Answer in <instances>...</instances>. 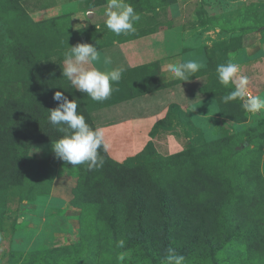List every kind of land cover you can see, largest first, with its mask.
I'll list each match as a JSON object with an SVG mask.
<instances>
[{"label":"rangeland","instance_id":"rangeland-1","mask_svg":"<svg viewBox=\"0 0 264 264\" xmlns=\"http://www.w3.org/2000/svg\"><path fill=\"white\" fill-rule=\"evenodd\" d=\"M125 2L141 12L136 33L173 27L158 36L156 58L154 41L105 42L111 45L98 50L101 60L90 67L125 69L122 85H117L121 90L108 100L96 102L80 93L88 100L89 125L105 131L110 148L99 153L105 163L89 171L86 165L73 167L57 158L50 174L38 169L37 162L49 159L53 142L65 135L48 120L59 104L53 95H75L62 75L64 54L70 46L91 41L89 31L103 16L93 18L90 11L108 0H0V264H72L75 258L64 255L31 259L35 253L72 245L83 251L89 242L97 246L96 264H163L169 247L182 250L177 253L185 256V264H264V252H251L237 237L229 235L226 240H233L223 244L228 226L232 231L223 220L213 241L189 228L168 244L125 249V236L113 238L110 206L103 202L108 197L94 185L105 183L112 170L114 176L118 165L202 150L218 139L224 143L203 159L206 173H217L218 186L224 181L235 187L236 171L251 169L258 160L264 178V138L257 136L264 131V112L248 113L239 99L223 103L233 87L221 85L216 72L221 63H236L238 76L249 80L248 93L264 98V0H184L177 8L168 0ZM106 34V39L115 35ZM139 51L152 55L140 57ZM105 56L111 64H103ZM187 60L198 62L200 70L188 81L172 78L167 65ZM148 61L155 63L149 69L152 81L163 84L152 91L148 70L137 67ZM132 65L137 68L129 71ZM261 181L244 183L257 200L264 195ZM255 212L248 214L251 220ZM116 225L122 233L134 228L125 213L118 215ZM232 227L239 228L235 223ZM195 234L202 239L199 248L190 244ZM253 245H261L260 240Z\"/></svg>","mask_w":264,"mask_h":264},{"label":"trees","instance_id":"trees-1","mask_svg":"<svg viewBox=\"0 0 264 264\" xmlns=\"http://www.w3.org/2000/svg\"><path fill=\"white\" fill-rule=\"evenodd\" d=\"M134 28V33L115 34L113 39H106V33H109L110 30L105 23L101 24L100 29L91 28L90 31L83 29L82 32L89 31L91 37L89 43L98 48L106 44L105 42L123 41L142 35L139 34L140 32L136 33L137 27L134 26ZM145 31L153 32L154 29H146ZM85 42L87 41L85 40ZM154 64L149 63L138 67L148 70L147 80L150 82V86H148L150 91L163 86V84L152 81L149 74V69H153ZM131 70H136V68L129 69V71ZM123 83L125 84L124 81ZM118 84L122 85L120 82L113 85L117 91L121 90L120 87H122H118ZM69 90L75 95L70 93L73 97L67 96L68 99L77 102L78 114L83 115L88 124L91 123L86 96H82L81 92L75 89L79 92L77 93L71 86ZM257 136L264 138V131L259 132ZM221 143H224V140L218 139L207 142L202 150L191 149L138 165L121 164L117 166L115 175L112 177L113 170L111 171L105 183L97 181L94 185L108 197L103 202L110 206L109 210H111L112 216L110 224L112 225L113 238L118 241L125 236L129 242L124 246L125 249L141 243L157 246L161 242L165 244L172 242L177 234L182 235L191 228L200 233L204 232L206 238L213 241L214 234L221 224V220H223L224 223L229 222L232 228L230 231L228 226L223 237V244L227 242L225 246L237 237L236 241L245 243L247 248H251V252L253 250L264 252V201H260V199H264V195L257 200V197L252 196L244 185L248 179L264 180L260 176L258 166L260 160L251 169L244 168L236 171L235 187L232 186L231 188L230 182L224 181L218 186L217 173H206L207 167L203 163V159L214 153V148L222 145ZM26 159L31 160V158H27V153ZM60 161L63 162L61 159ZM57 162V157L53 153L49 159L37 162V168L52 174L57 168ZM23 163L25 165V162ZM221 180L223 179L221 178ZM259 186L263 189L264 181H261ZM255 210V214L250 216L252 217L251 220L248 214L251 215ZM210 212H213L214 216ZM238 212L244 213V215L242 217L237 216ZM123 213L126 214L127 219L134 227L125 233H122L119 226L116 225L118 215ZM247 220L252 221V223ZM233 223L239 226L237 230L233 229ZM229 235L233 236V239L227 241L226 238ZM256 239L260 240L261 245H253ZM201 240L195 234L190 240V244L193 245V248H199ZM86 244L83 251L79 245H72L65 248L48 249L45 251V255L35 253L31 261L34 263L40 257L64 255L75 258L72 264H96L97 246H94L92 242ZM206 244L207 241L205 240Z\"/></svg>","mask_w":264,"mask_h":264},{"label":"clouds","instance_id":"clouds-1","mask_svg":"<svg viewBox=\"0 0 264 264\" xmlns=\"http://www.w3.org/2000/svg\"><path fill=\"white\" fill-rule=\"evenodd\" d=\"M104 15L106 27L116 35L134 33V24L141 19L140 14L125 0H108ZM100 60L96 46L90 43H78L70 46L64 54L62 66V75L71 83L72 88L96 102H104L110 98L115 90L113 85L121 80L125 71L123 68L102 71L90 67ZM111 62L110 57L103 58L104 65ZM167 68L172 78L188 81L190 76H194L200 70L201 65L194 60H187L183 63H170ZM216 72L221 85L233 87L232 91L222 97L223 103L227 104L239 99L242 108L248 113L255 115L264 112V98L248 94L249 80L246 76H238L240 68L236 63L231 61L221 63L217 66ZM53 99L59 104L58 107L50 110L48 120L58 131L65 133L52 144L55 156L73 167L86 165L89 171L102 168L105 160L99 154L100 150L107 153L110 148L105 139L104 129L92 128L85 117L78 114L77 102L69 100L62 92H55ZM119 244L121 247L124 246L123 241ZM163 264H185V256L169 247Z\"/></svg>","mask_w":264,"mask_h":264},{"label":"crops","instance_id":"crops-1","mask_svg":"<svg viewBox=\"0 0 264 264\" xmlns=\"http://www.w3.org/2000/svg\"><path fill=\"white\" fill-rule=\"evenodd\" d=\"M168 3H171V5H173V7H175V5H179V4H184V0H172V1H168ZM107 7V4H103V5H99V6H96L92 11H90L91 13H92V17L94 18L95 16H98V17H100V16H103V19H101V21H99L100 22V24H99V26L97 27V29H100V26H101V24L102 23H105V20H106V16L104 15V12H105V8ZM178 7H180V6H178ZM175 8H177V7H175ZM140 14H141V12H140ZM172 16L174 17V15H173V13H172ZM172 27L173 26H171V27H167V28H164V29H156V30H154L153 32H147V33H145V34H142V35H140V36H136V37H134V38H130V39H125V40H123V41H118V40H114L116 43H119V44H123V45H128V43H130L131 41H136V40H139V41H143V42H145V43H148L149 41L150 42H152V41H154V43H155V47H153L152 49H153V55H154V58H156L155 56L157 55V52H158V48H157V46H158V44H157V39L159 38L158 36H161L162 34H166V33H162L163 32V30H170V29H172ZM168 32H173V31H168ZM143 42H142V44H143ZM150 44V43H149ZM111 44H108V45H105V44H103L102 46H99L98 48H97V50H99V49H102V48H105V47H108V46H110ZM151 45V44H150ZM171 48V46L170 45H168V46H166V47H164V50L163 49H160V51H162V53H165V52H167V50L168 49H170ZM105 51H102V53H104ZM141 51H139V55H140V57L141 56H145V57H147V56H150V54L152 55V52H148V53H140ZM156 60V59H155ZM152 62H153V60H151ZM151 61H148L147 63H145V64H149V63H152ZM154 62H156V61H154ZM145 64H143V65H145ZM140 66H142V65H139V66H137V67H140ZM137 67H134L133 65L131 66V67H128L129 69H133V68H137ZM128 69V70H129Z\"/></svg>","mask_w":264,"mask_h":264},{"label":"built area","instance_id":"built-area-1","mask_svg":"<svg viewBox=\"0 0 264 264\" xmlns=\"http://www.w3.org/2000/svg\"><path fill=\"white\" fill-rule=\"evenodd\" d=\"M249 95H251V93H248Z\"/></svg>","mask_w":264,"mask_h":264}]
</instances>
